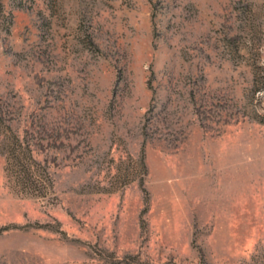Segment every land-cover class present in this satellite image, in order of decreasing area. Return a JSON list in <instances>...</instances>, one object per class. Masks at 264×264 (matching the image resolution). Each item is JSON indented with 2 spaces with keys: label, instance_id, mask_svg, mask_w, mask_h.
Masks as SVG:
<instances>
[{
  "label": "rangeland",
  "instance_id": "374dc122",
  "mask_svg": "<svg viewBox=\"0 0 264 264\" xmlns=\"http://www.w3.org/2000/svg\"><path fill=\"white\" fill-rule=\"evenodd\" d=\"M0 264H264V0H0Z\"/></svg>",
  "mask_w": 264,
  "mask_h": 264
},
{
  "label": "trees",
  "instance_id": "16d2710c",
  "mask_svg": "<svg viewBox=\"0 0 264 264\" xmlns=\"http://www.w3.org/2000/svg\"><path fill=\"white\" fill-rule=\"evenodd\" d=\"M27 183H30V181H28Z\"/></svg>",
  "mask_w": 264,
  "mask_h": 264
}]
</instances>
